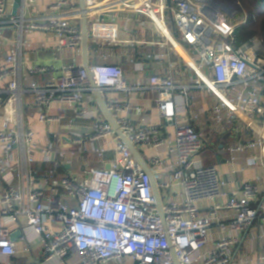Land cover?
I'll list each match as a JSON object with an SVG mask.
<instances>
[{
	"label": "built area",
	"instance_id": "1",
	"mask_svg": "<svg viewBox=\"0 0 264 264\" xmlns=\"http://www.w3.org/2000/svg\"><path fill=\"white\" fill-rule=\"evenodd\" d=\"M16 0H0V19L17 25L20 37L15 46L0 60V114L4 126L0 129V175L11 169L16 148L32 163L36 151L50 161L53 154L62 161L79 157L84 152L94 153L101 161L106 149L89 143L112 137L114 129L108 121L96 120L87 136H76L75 149L53 145L39 147L32 129H23L22 99L32 97L40 123L61 122L67 107L74 110L76 119L90 117L84 105L89 89V73L75 57L81 53L82 34L69 18L58 15L74 0H56L54 14L45 22L29 21L23 25L11 17ZM129 1V0H128ZM143 0L135 5V12L143 14L163 40L177 45L174 31L198 55V62H189L203 88L219 100L213 118L218 126L234 115L254 117L264 126V38L255 35L235 45L239 27L221 14L231 17L239 8L229 0ZM87 15L98 7V0H84ZM123 6L133 2L120 1ZM239 5L240 1L238 0ZM242 9V6L241 8ZM172 27L174 29H172ZM34 31L54 35L57 50L72 58V63L61 69L59 76L44 82L29 81L30 75L55 71L46 66L28 67L25 57L43 45H33L24 34ZM127 30L115 23L97 19L92 23V39L97 46L105 43H129ZM101 93L110 94L127 89L124 70L117 64L96 63L90 66ZM28 85H25V83ZM151 88L159 93L158 103L166 124L176 126L174 163L164 169L159 157H151L149 165L160 169L156 175L162 200L163 217L154 195L151 176L136 161L130 148L116 144L115 159L107 168L85 166L82 176L58 178V160L41 178L39 188L16 189L11 185L0 189V257L17 254L10 223L20 222L26 230L40 236L41 260L36 264H64L70 253L79 256L77 264H232L234 234L250 230L258 218H264V187L262 177L254 183L245 182L240 190L229 193L214 165H203L199 153L204 137L192 125V119L182 114L177 106L166 111L169 99L178 89L171 77L153 76ZM57 104L56 115L51 107ZM108 108L130 144L159 148L165 140L157 127L135 128L125 116L128 107L119 99L110 98ZM258 149L255 159L264 167V134L231 153ZM235 160V157H232ZM69 163V162H67ZM180 193L174 194L175 187ZM217 201H222L217 203ZM226 211V219L221 213ZM217 228L214 239L213 228ZM24 240V237H21ZM260 264V263H255Z\"/></svg>",
	"mask_w": 264,
	"mask_h": 264
},
{
	"label": "crops",
	"instance_id": "2",
	"mask_svg": "<svg viewBox=\"0 0 264 264\" xmlns=\"http://www.w3.org/2000/svg\"><path fill=\"white\" fill-rule=\"evenodd\" d=\"M18 1L16 0L10 9L11 17L16 19L18 24L22 21L23 25L29 21L42 23L54 14L52 6L56 0H21L17 13L14 15V5ZM120 1L133 2V5L126 7L122 3L118 4ZM142 1L98 0L99 5L93 12L94 14L88 16L89 66L96 63L117 64L124 70L127 89L110 94L101 93L106 111L111 114L108 102L110 98L114 97L128 107L124 114L135 128H158L160 137L165 140L164 145L159 148L135 146L150 170L158 175L161 170L150 166L149 159L159 157L164 169L174 163L175 155L172 150L175 149L176 126L164 122V116L158 103L159 93L151 88L150 78L153 76L171 77L177 86L184 89V92L181 93V90L178 89L176 95L167 101L165 110L168 112L172 109L171 105L177 106L176 109L190 117L196 131L203 135L204 146L198 156L201 163L216 166L230 194L240 190L241 185L245 182L254 183L259 176L262 177V186L264 187V167L260 166L255 159L256 156L261 155L260 151L258 149H246L236 153L229 151L231 147L243 146L249 141L263 136L264 126L256 122L254 117L241 113L234 115L229 122H224L222 126L216 125L213 111L219 104V100L211 91L202 87L194 71L188 65L191 61L198 62V55L182 41L179 33L175 30L173 31L177 45L163 40L146 17L135 12V5L141 4ZM58 15L69 18L70 22L82 33V13L79 0H74L71 6L59 11ZM249 18L250 16H248ZM96 19L99 22L115 23L120 29H126V39L130 42L105 43L97 46L92 39V23ZM1 21L3 20L0 19V60L5 58V55L15 46V41L18 40L21 33L17 25ZM172 29L174 28L172 27ZM24 38L33 45H43V47L29 52L25 57L28 67L46 66L55 70L42 75H30L29 81L44 82L46 79L56 76V70L66 66V61L70 63L73 61L68 55L57 50L56 39L51 33L34 31L24 34ZM243 42L236 39L235 45L240 46ZM31 53L33 56H30ZM75 59L84 66L82 46L80 55ZM84 105L89 111L90 117L76 119L73 108L68 106L66 118L63 121L40 123L32 97L25 95L21 106L23 129L33 130L35 141L39 147L53 145L64 149H75L78 147L73 142L76 136H87L91 131V125L96 120L108 121L91 83L85 93ZM58 107L57 104L51 107L53 115H56ZM3 126L0 114V129ZM119 142L123 143L121 135L114 130L112 137L89 143L106 149L103 161L91 152H84L79 157L70 158L68 161H62L53 154L50 161H46L44 155L36 151L35 160L28 163L24 153L18 147L12 154L11 169L6 171L5 176L0 175V189L10 185L16 189L39 188L42 184L41 178L54 167L56 160L60 163L56 174L58 178L82 176L85 166L107 168L116 157L115 147ZM1 149L0 147V157H4ZM232 157H235V160H232ZM173 191L175 195H178L180 188L176 186ZM221 202L217 201V203ZM227 215L226 211H222V219H226ZM9 228L13 232L12 239L16 243L18 252L15 256L0 257V264H36L39 262L42 250L40 236L33 230H26L20 222L10 223ZM213 231L216 240L217 228L214 227ZM21 237H24V240ZM233 238L235 241L232 248V264H264V218L256 219L250 230L234 234ZM78 261V254L70 253L65 258L64 264H77ZM123 264L133 263L126 260Z\"/></svg>",
	"mask_w": 264,
	"mask_h": 264
},
{
	"label": "water",
	"instance_id": "3",
	"mask_svg": "<svg viewBox=\"0 0 264 264\" xmlns=\"http://www.w3.org/2000/svg\"><path fill=\"white\" fill-rule=\"evenodd\" d=\"M20 2H21V0H19L14 5V15H16V13H17V10L19 8V3ZM229 2L233 3L234 5H236L239 8V11H240L241 6L239 5L238 0H229ZM79 3H80L81 13H82V33H81L82 34V45L81 46H82V57H83V61H84V68L89 73L90 83H91V85L93 87V90L96 93L97 98L99 99V102L101 103V106H102V109H103L104 113L108 117V122L112 125V127L116 131V133L121 135L123 143H125L130 148V150H131L133 156L136 158L137 162L151 176L153 190H154V195H155V198H156V201H157L158 210H159L160 215L164 219V215H163V211H162V200H161V197H160L159 189L157 187L156 175L150 170L148 165L141 158V156L139 155V152L137 151L135 146L130 144V142L127 140L126 136L122 133L120 127L118 126V124L115 121V119L113 118V116L110 113H108V111H106L107 109H106V106L104 104V100L102 99V94L97 88V84H96V81H95V76L90 71V66H89V63H88V53H89L88 15H87V9H86L84 0H79ZM210 3L216 8L220 7L217 3H214L212 0H211Z\"/></svg>",
	"mask_w": 264,
	"mask_h": 264
},
{
	"label": "trees",
	"instance_id": "4",
	"mask_svg": "<svg viewBox=\"0 0 264 264\" xmlns=\"http://www.w3.org/2000/svg\"><path fill=\"white\" fill-rule=\"evenodd\" d=\"M252 9L254 11L249 13V21L236 31L237 41L243 42L255 35L264 37V0L253 1Z\"/></svg>",
	"mask_w": 264,
	"mask_h": 264
},
{
	"label": "rangeland",
	"instance_id": "5",
	"mask_svg": "<svg viewBox=\"0 0 264 264\" xmlns=\"http://www.w3.org/2000/svg\"><path fill=\"white\" fill-rule=\"evenodd\" d=\"M253 1L255 0H240V4L242 6V9H240L239 13L234 16L231 17L230 15H228L227 13H225L224 11H221V14L223 16H225V19H227L228 22L233 23L235 25L240 24L244 19L248 18L249 13H253V9H252V4ZM33 56V54L31 53L30 56ZM65 65L68 66L70 65V62L66 61ZM62 68V67H61ZM61 68L57 69L56 71V76H59L61 74Z\"/></svg>",
	"mask_w": 264,
	"mask_h": 264
}]
</instances>
